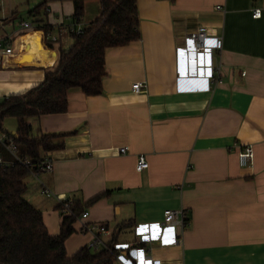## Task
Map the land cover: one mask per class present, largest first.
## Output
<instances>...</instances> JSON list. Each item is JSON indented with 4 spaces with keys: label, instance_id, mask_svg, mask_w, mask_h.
<instances>
[{
    "label": "crops",
    "instance_id": "crops-1",
    "mask_svg": "<svg viewBox=\"0 0 264 264\" xmlns=\"http://www.w3.org/2000/svg\"><path fill=\"white\" fill-rule=\"evenodd\" d=\"M75 2L0 0V104L39 85L59 52L73 46L64 28L71 25ZM83 2L80 24L87 27L101 14L100 0ZM137 5L141 39L106 50L103 93L71 91L67 113L30 120L33 135L69 134L64 149L49 152L53 171L39 176L56 196L89 213L76 217L67 256L92 240L80 232L83 226H106L102 239L108 244L131 223L116 246L133 245L135 251H122L115 264H264V0ZM256 10L261 18H253ZM22 22L32 30L22 29ZM40 24L53 27L50 33L59 38L54 49L45 46ZM199 29L223 36L216 56L222 83L211 90L177 79L176 49ZM34 36L42 50L32 61L24 38ZM7 47L13 56L2 54ZM139 83L147 89L137 94L132 87ZM246 147L254 159L242 166ZM139 156L149 164L141 172ZM26 183L25 199L42 212L49 234L59 235V202L41 194L33 175ZM166 210H184V226L167 230Z\"/></svg>",
    "mask_w": 264,
    "mask_h": 264
},
{
    "label": "trees",
    "instance_id": "trees-1",
    "mask_svg": "<svg viewBox=\"0 0 264 264\" xmlns=\"http://www.w3.org/2000/svg\"><path fill=\"white\" fill-rule=\"evenodd\" d=\"M75 3L73 20L81 22L84 2L76 0ZM137 3L138 0H100V16L85 27L82 35L73 36V46L67 52H59L57 65L45 70L43 81L0 104V134L5 135L6 145L13 143L20 159L36 164L45 153L64 149V139L69 134L33 135L30 120L67 113L71 91H81L88 97L103 93L107 76L106 50L128 46L141 39ZM41 7L33 12L37 13ZM36 29L46 35L53 31L47 24H40ZM45 46L54 49L48 40ZM8 119L16 120L17 137L4 131ZM0 153L5 161L13 162L1 143ZM30 174L31 171L19 163L0 165V264H115L118 237L124 227L130 228L132 224L120 226L107 249L91 251L84 247L69 258L66 242L74 235L73 225L84 208L72 205L73 215L63 216L59 235L51 236L42 212L25 199ZM103 196L95 197L90 203H96Z\"/></svg>",
    "mask_w": 264,
    "mask_h": 264
},
{
    "label": "built area",
    "instance_id": "built-area-1",
    "mask_svg": "<svg viewBox=\"0 0 264 264\" xmlns=\"http://www.w3.org/2000/svg\"><path fill=\"white\" fill-rule=\"evenodd\" d=\"M222 10L221 7L217 8ZM261 11L256 10L253 18H261ZM1 23V22H0ZM72 19L71 25L64 28L72 37L79 36L84 33L85 27ZM22 29L32 30V24L28 22H22ZM45 40L50 41L53 45L59 42V38L54 34L45 35ZM223 49V36H210L207 30L199 29L190 32L184 39L183 43L176 49L177 54V79L180 83L188 84H204L208 90H211L213 86L222 83L220 68L216 63V56ZM5 56H13L14 52L11 47H7L3 52ZM133 91L137 94L145 91L147 86L139 83L132 87ZM0 143L4 146L5 151L13 158V162L5 161L0 153V165L7 166L11 163H19L31 171L37 181L41 185V194L49 199H56L61 207V213L63 216H72L73 212L71 207L73 203L69 200H65L56 196L50 189H48L43 183L40 182L39 176L42 173H50L53 171V160L51 159L49 152L43 155L42 160L39 163H31L28 160H22L17 156L16 147L13 143L9 145L5 144V135L0 134ZM121 154H126L127 149H120ZM240 163L242 166L251 165L253 163L254 154L251 147H246L240 154ZM149 164L144 156H139L137 163V171L141 172L148 169ZM89 213L82 214L83 219H87ZM186 215L184 210H166L163 215V226L167 230H174L177 226H184ZM81 233L91 234L92 240L87 244V248L91 251H99L107 249V243L104 242L102 236L108 234V228L106 226H83L80 230ZM116 261L120 259L121 252L124 250L133 252L135 251L133 245H117ZM135 254V253H134ZM133 264V263H130Z\"/></svg>",
    "mask_w": 264,
    "mask_h": 264
},
{
    "label": "bare ground",
    "instance_id": "bare-ground-1",
    "mask_svg": "<svg viewBox=\"0 0 264 264\" xmlns=\"http://www.w3.org/2000/svg\"><path fill=\"white\" fill-rule=\"evenodd\" d=\"M28 39H29V37L24 38L25 54L27 56V59H32V61H33V60H36L37 57L39 56V54L42 50V47H40L39 38H37L36 36L33 37L32 41H29Z\"/></svg>",
    "mask_w": 264,
    "mask_h": 264
},
{
    "label": "rangeland",
    "instance_id": "rangeland-1",
    "mask_svg": "<svg viewBox=\"0 0 264 264\" xmlns=\"http://www.w3.org/2000/svg\"><path fill=\"white\" fill-rule=\"evenodd\" d=\"M15 127V126H17V122H16V120L15 119H8V120H6V122H5V128L6 129H8L7 127Z\"/></svg>",
    "mask_w": 264,
    "mask_h": 264
},
{
    "label": "water",
    "instance_id": "water-1",
    "mask_svg": "<svg viewBox=\"0 0 264 264\" xmlns=\"http://www.w3.org/2000/svg\"><path fill=\"white\" fill-rule=\"evenodd\" d=\"M4 131L9 133L10 135H13V136L17 137L16 132H14V131L8 130L6 128H4Z\"/></svg>",
    "mask_w": 264,
    "mask_h": 264
}]
</instances>
